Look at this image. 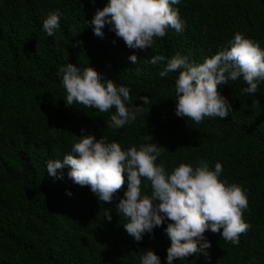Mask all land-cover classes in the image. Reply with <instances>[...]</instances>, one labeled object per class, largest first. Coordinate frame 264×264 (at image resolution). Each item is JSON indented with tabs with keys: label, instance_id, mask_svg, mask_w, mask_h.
Instances as JSON below:
<instances>
[{
	"label": "trees",
	"instance_id": "trees-1",
	"mask_svg": "<svg viewBox=\"0 0 264 264\" xmlns=\"http://www.w3.org/2000/svg\"><path fill=\"white\" fill-rule=\"evenodd\" d=\"M107 2L0 0V264H140L147 251L167 264L171 241L164 229L170 221L137 242L123 227L128 219L117 214L126 175L111 204L99 202L90 187L76 185L68 167L62 180L48 176L46 162L62 160L88 134L107 137L124 151L146 143L163 147L168 151L156 163H163L168 174L180 164L195 168L206 161L214 171L221 163L219 179L241 186L247 195L243 219L251 227L239 245L208 230L207 257L193 254L173 264H264V82L256 94L242 93L248 86L242 77L218 85L232 112L197 124L175 114L179 71L160 77L166 61L147 62L154 55L171 59L180 54L198 65L223 50L236 33L264 49V0H181L173 7L187 22L184 31L169 28L146 50L128 48L107 25L103 38L94 35L91 21ZM57 11L60 27L48 37L43 22ZM68 63L81 71L92 67L117 87L130 88L132 103L126 107L144 106L143 113L115 129L108 127L115 108L102 113L79 103L66 106L59 69ZM143 96L149 105L139 99ZM141 192L151 196L146 178ZM104 209L111 210L110 222Z\"/></svg>",
	"mask_w": 264,
	"mask_h": 264
},
{
	"label": "clouds",
	"instance_id": "clouds-1",
	"mask_svg": "<svg viewBox=\"0 0 264 264\" xmlns=\"http://www.w3.org/2000/svg\"><path fill=\"white\" fill-rule=\"evenodd\" d=\"M180 3L181 0H108L102 10L97 9L91 21L94 35L103 38L102 30L107 25L128 48L151 49L154 37H165L169 28L177 33L184 31L187 22L181 19L179 8L173 7ZM59 27V11L43 22L48 37H53ZM137 59L136 55L129 57L133 63ZM164 61L166 66L159 72L160 77L179 71L175 81L176 116L187 117L197 124L205 117L223 119L232 112L230 103L218 91V85L242 77L248 85L242 93L256 94L258 85L264 82V49L259 42L245 38L241 33H236L223 50L198 65L189 63L188 58L180 54L171 59L154 55L147 60L152 65ZM59 71L67 93L66 106L79 103L102 113L115 108L108 127L121 129L135 122L144 111V106L126 107L132 103L130 88L117 87L113 80H105L92 67L81 71L68 63ZM139 99L144 105L151 103L146 96ZM84 131L81 129L82 133ZM79 138L72 146L71 154L62 160L46 162L48 176L62 180L63 169L68 167L67 175L76 185L90 187L99 202L111 204L125 185L126 175L127 191L115 205L117 214L128 219L123 227L137 242L142 240L143 234H151L165 220L170 221L164 229L171 241L167 264L198 253L207 257L206 250L211 248V243L204 234L208 230L239 245L241 234L250 229V224L243 219L248 209L247 195L241 186L219 179L223 171L221 163L215 164L214 171L209 169L206 161H198L195 168L180 164L168 174L163 163H156L157 158L168 150L156 144L146 143L139 150L133 146L124 151L117 142H107V137L97 140L88 134ZM145 139L150 141L152 137L147 135ZM142 178L150 181L151 196L142 195ZM67 194L71 195L70 192ZM156 201L158 203H154ZM103 211L110 222L111 210ZM140 264H161V261L153 251H147Z\"/></svg>",
	"mask_w": 264,
	"mask_h": 264
}]
</instances>
